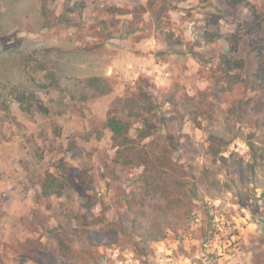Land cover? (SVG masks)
<instances>
[{"label":"rangeland","instance_id":"obj_1","mask_svg":"<svg viewBox=\"0 0 264 264\" xmlns=\"http://www.w3.org/2000/svg\"><path fill=\"white\" fill-rule=\"evenodd\" d=\"M229 1L241 20L264 10V0H0V264H37L47 249L54 264H264L255 54L241 51L243 80L211 94L237 31ZM21 90L49 113L15 99ZM194 178V206H168ZM78 213L103 220L84 226Z\"/></svg>","mask_w":264,"mask_h":264},{"label":"trees","instance_id":"obj_2","mask_svg":"<svg viewBox=\"0 0 264 264\" xmlns=\"http://www.w3.org/2000/svg\"><path fill=\"white\" fill-rule=\"evenodd\" d=\"M42 1L43 0H41V4ZM228 4L229 12L235 18L237 24V31L229 34V36L226 37V40L228 41V49L225 52L219 53L218 55V64L216 67L217 75L215 80L220 83V86L216 89L214 88L213 91H211V94L215 97H220V92L230 91L237 83L243 80L241 73L245 71L247 67V58L240 57L239 53L244 49H246V54L254 53L257 58V65L254 76L258 82V85L264 90V10H258L254 6H252L251 19L241 20L239 13L236 10L237 3L235 1H229ZM216 10L217 11H215V14H218L221 11L219 7H217ZM208 35L209 38H207V41H211L212 39L215 40V37L213 36H216V38L220 37V35H214L211 32H208ZM246 41L247 43H245ZM35 94V91L32 90H21L15 93L14 98L19 101L25 100L32 106L33 109L38 110L44 114H48L49 108L45 104H43ZM231 109L234 115H240L241 111L244 110V107L242 106V104L237 103L233 105ZM127 112L128 110L125 109L124 113ZM127 115H129V113H127ZM135 116L138 117V115ZM141 118L142 117L140 116V119ZM107 125L113 131L115 138H121L119 144H128L129 137L127 136V126L112 112H109L108 114ZM149 127L146 130H148ZM238 129H240L239 126L236 127L237 131ZM237 131L235 132V134L237 133ZM149 134V131H146L143 136ZM185 136L186 139L183 142L176 140L177 148H180L181 151H183L182 146L191 145L190 137L188 135ZM227 142H230V140L226 141L225 143ZM222 158L225 159L224 156H222ZM258 162L259 161L256 160V164H258ZM178 185L180 187H183L185 190L182 188L184 190L183 193H178L179 195H174L169 198L166 197V199H168V206L171 205L178 207L182 204L185 207L189 206V208H187V210L189 211V209L194 206L196 198L200 199V197L198 196L197 180L194 178L191 183H178ZM208 210L209 209H206L207 212ZM76 216L77 221H79L84 226L94 223H100L103 220L102 218L100 219L101 221L99 219H97L96 221L88 220V216L84 213H78L76 214ZM57 239L63 249L67 248V250H69L72 248L67 244L65 238L61 237V235H58ZM39 254L40 255L35 258V262L37 264H54V258L56 256L55 251L47 249V251H39Z\"/></svg>","mask_w":264,"mask_h":264}]
</instances>
